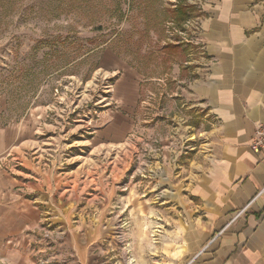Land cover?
I'll return each mask as SVG.
<instances>
[{"label":"rangeland","instance_id":"rangeland-1","mask_svg":"<svg viewBox=\"0 0 264 264\" xmlns=\"http://www.w3.org/2000/svg\"><path fill=\"white\" fill-rule=\"evenodd\" d=\"M170 3L0 0L2 119L30 129L0 166L44 188L62 179L25 233L32 264L74 262L67 227L93 239L86 264L190 260L200 217L185 183L214 119L184 104L198 54L180 30L193 17L167 23ZM122 120L120 144H98Z\"/></svg>","mask_w":264,"mask_h":264},{"label":"crops","instance_id":"crops-1","mask_svg":"<svg viewBox=\"0 0 264 264\" xmlns=\"http://www.w3.org/2000/svg\"><path fill=\"white\" fill-rule=\"evenodd\" d=\"M178 1L183 0L170 6ZM194 8L196 15L180 33L190 34L185 41L195 46L197 65L181 94L187 107L206 110L214 126L206 150L194 154L185 183L200 217L186 264H264V149L250 148L254 130L264 127V0H200ZM3 102L0 96V160L25 146L30 133L23 120L3 121ZM127 122L111 123L119 133L98 136V144H120ZM43 184L44 179L24 183L13 169L0 166L2 263L32 264L25 233L38 222L42 203L55 204L51 190L62 179ZM62 219L68 225V216ZM65 231L61 242L73 249L72 264H86L93 239Z\"/></svg>","mask_w":264,"mask_h":264},{"label":"trees","instance_id":"trees-1","mask_svg":"<svg viewBox=\"0 0 264 264\" xmlns=\"http://www.w3.org/2000/svg\"><path fill=\"white\" fill-rule=\"evenodd\" d=\"M126 1V0H124ZM149 1V0H148ZM153 2H157L159 0H152ZM171 7V6H170ZM128 8H130V3L128 5ZM164 11H166L168 14H165V19L167 23H176L179 25H182L184 21L188 20L189 18L196 15V9L191 6H187L185 2L178 1V3L175 5V7H162ZM121 15V13H119ZM122 16V15H121Z\"/></svg>","mask_w":264,"mask_h":264},{"label":"built area","instance_id":"built-area-1","mask_svg":"<svg viewBox=\"0 0 264 264\" xmlns=\"http://www.w3.org/2000/svg\"><path fill=\"white\" fill-rule=\"evenodd\" d=\"M172 2H176L175 0H171ZM196 4H200V0L198 2H195ZM189 22V21H187ZM191 24L193 25L194 28H196V23L191 21ZM250 148L254 151H257L258 149H264V127H256L252 134L251 138V144ZM48 261H45L43 264H46Z\"/></svg>","mask_w":264,"mask_h":264}]
</instances>
